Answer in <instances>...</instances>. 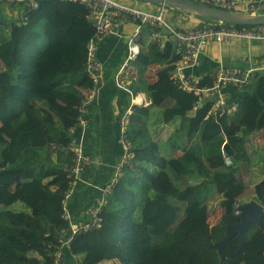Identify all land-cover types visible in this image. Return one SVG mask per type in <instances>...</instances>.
<instances>
[{
  "label": "trees",
  "instance_id": "16d2710c",
  "mask_svg": "<svg viewBox=\"0 0 264 264\" xmlns=\"http://www.w3.org/2000/svg\"><path fill=\"white\" fill-rule=\"evenodd\" d=\"M34 1L37 7L30 1L7 3L23 6V14L0 19V264H54L51 245L69 236L64 213L75 156L72 129L80 125L85 92L94 85L86 61L95 28L85 8L68 1ZM202 19L198 25L217 26V20ZM142 27L160 31L165 43L149 44L131 61L140 81L149 65L173 62L157 72L156 81L143 80L147 90L167 95L147 107L148 116L133 113L127 128L134 162L156 169L144 173L124 165L99 225L72 237L64 264L80 255L75 264L114 259L122 264H264V211L241 246L233 236L220 250L227 226L239 221L238 198L248 185L241 174L252 165L246 138L264 128V64L256 66L260 69L244 87L226 85L248 91L234 108L223 103L215 109L219 99L213 94L201 100L171 80L169 70L179 60L173 34ZM258 58L264 61V54ZM210 72L200 86L215 85ZM177 116L179 127L168 142L155 141L151 126ZM177 150L183 153L173 159ZM223 154L234 163L226 165ZM169 180L177 189L174 195L165 190ZM8 183L15 187L5 193ZM253 187L264 207V178ZM215 194L222 196L223 213L210 224L208 202ZM17 202L28 209L13 210Z\"/></svg>",
  "mask_w": 264,
  "mask_h": 264
},
{
  "label": "crops",
  "instance_id": "0c3cea01",
  "mask_svg": "<svg viewBox=\"0 0 264 264\" xmlns=\"http://www.w3.org/2000/svg\"><path fill=\"white\" fill-rule=\"evenodd\" d=\"M23 10V6H7V3L0 2V19L19 18L22 16ZM171 12L176 13L178 17L182 18L181 23L180 21L177 22V25H182L181 28L196 26L203 20L201 16L189 11L187 12V10L184 9L177 8L176 10H171ZM131 39L139 46L140 52L144 49H147L149 44L156 42L154 41L155 39H153L152 31L150 32L149 30H145L144 27H140V29L137 31V25L134 22H129L124 24L114 34L107 36L99 44L98 55L103 64V84L93 99L89 97L90 91L85 92L86 100L89 101L86 105V124L79 125L78 127L72 129V137L74 136L73 142L75 141L74 143L76 146L82 145L83 154L88 160L92 161L91 166H89L81 174L79 180H76V183L73 187V192L69 196L66 203L67 210L74 218L79 216L89 206L95 203L99 194L95 195L94 188L102 186L108 182L114 166L121 158L123 148L119 143L118 119L120 115L125 112L128 113L129 122L130 116L134 111L132 104L135 102L133 101L132 94H137V101L141 102L142 100L144 105V108L135 111V113H139L145 117L148 116L147 107H149L153 102H159L165 95H167V91L157 92L147 90L143 80L147 81V83L156 81L157 72L164 67L172 65V61L163 64L156 63L149 65L143 75L142 81H140L137 69L133 66L132 62H130L129 65H126V68L124 69L125 77L123 82L126 86L125 88L127 89L119 88L116 85L115 76L117 71L125 62L128 43ZM163 40L165 42L164 37ZM263 54V41H257L246 47L244 44L238 42H225L219 45L211 44L201 56L198 64L188 67V71L201 78L204 75L211 73L210 71H215V69H213V65L221 61L227 66L244 65L243 67L246 68L256 67L264 64V61L258 58ZM0 66L2 65L0 64ZM136 81H138V84ZM148 93L153 98L152 102H150ZM247 93V90L237 89L232 86L225 85L213 93L212 99H222V104L224 103V106L229 105V108H234L237 100ZM130 100L131 106H129ZM180 121L181 117L177 116L176 118L170 120L165 119V121H163V123L159 126H151L150 130L152 135L157 134V137L154 140L168 142L169 137H171L175 130L179 127ZM159 132H162L161 136H158ZM261 132H264V128L261 130ZM256 133L257 132H252L249 135V138H246L245 141V147L249 155L251 152L249 151V146L247 145L248 139H250L252 136L254 137ZM74 143L72 145H74ZM182 153V150H177L175 154H172L173 159H176ZM171 163L173 167L177 168V165L174 161ZM130 167L143 171L144 173H147L148 171L153 172L156 169L152 166L147 167L148 169H145V167L142 165H137L135 162L131 163ZM253 169H250L251 171L248 170L246 172H242L241 174L245 178V175L251 174ZM173 186V181L169 180L165 187L167 189V193L174 195L177 192L175 186V191L173 192L171 190ZM14 187V184L8 183L3 187V191L5 193L11 192L14 190ZM76 187L79 189L78 191H76ZM247 190L248 185L243 194L238 198V200L242 203L246 202V200L242 201L241 197L246 193ZM214 197L218 198L220 201L222 199V196L218 194H216ZM222 213L223 209L221 208L218 219L213 221L212 224H215L219 221ZM78 258L79 256L73 257L72 259L68 260L66 264H75Z\"/></svg>",
  "mask_w": 264,
  "mask_h": 264
},
{
  "label": "built area",
  "instance_id": "2783aa9c",
  "mask_svg": "<svg viewBox=\"0 0 264 264\" xmlns=\"http://www.w3.org/2000/svg\"><path fill=\"white\" fill-rule=\"evenodd\" d=\"M15 1H30L33 6L37 7L38 3L34 0H0V2L12 3ZM61 2H70L81 5L87 12V17L95 28V34L88 43V58L86 68L90 73V78L94 83L90 90L89 97L94 98L103 84L102 70L103 64L99 58V44L107 36L117 32L124 24L134 22L137 25V31L145 24L153 28L168 30L174 36L176 54L180 59L175 63V66L169 70L170 78L178 84L180 88L194 92L198 96L205 98L212 95L225 85H235L239 88L249 84L255 77L258 67L239 68L235 66H227L222 61L216 71L210 76L215 80L213 87H202L199 85L200 77L193 75L188 71V67L198 64L200 57L205 53L207 47L211 44H222L225 42L248 41L247 44L263 41L264 42V25L258 26H235L228 25L223 22H217L215 26L211 24L196 25L190 28L177 29L172 26L167 20L169 16L165 13L167 5L158 4V9H142L138 5L130 4L124 0H59ZM198 3L214 6L226 11L242 13L245 15H260L264 14V0H194ZM170 7V6H169ZM153 39L161 45L164 42L160 31L152 32ZM140 53L139 46L131 39L127 47V55L124 64L117 71L115 76L116 85L119 88H125L123 82L125 74L124 69L129 65L136 56ZM264 68V67H262ZM127 89V88H125ZM134 101V99H133ZM84 106L80 109L82 113L86 112L87 100L84 101ZM223 100L219 99L215 103V109L222 105ZM214 112V108L212 109ZM225 109H221L224 113ZM217 113V112H214ZM80 119V125L85 124V115ZM120 141L123 145V154L120 161L115 165L110 181L105 185L97 187L96 190L100 195L95 203L89 206L79 216L75 218L69 213L66 208L64 218L70 221L69 236L64 239H59L57 244H52L54 248L53 259L54 264H64L65 251L64 248L70 245L72 237L80 231L96 227L100 222V212L106 203L107 194L114 189L119 178L123 175V167L128 163L134 154L131 151V143L127 138L126 125L128 122V113L122 114L120 117ZM75 156L73 164L69 170V177L72 178L71 189L66 194L65 205L77 180V175L83 170L84 165L78 160L85 157L77 155V150H74ZM224 162L230 166L234 163L233 158L228 154H223Z\"/></svg>",
  "mask_w": 264,
  "mask_h": 264
},
{
  "label": "water",
  "instance_id": "95a60500",
  "mask_svg": "<svg viewBox=\"0 0 264 264\" xmlns=\"http://www.w3.org/2000/svg\"><path fill=\"white\" fill-rule=\"evenodd\" d=\"M139 2H148L154 4H165L170 7L180 8L187 11H191L204 18L214 19L219 22L233 25L242 26H255L264 25V14L261 15H245L242 13L226 11L214 6L198 3L193 0H135ZM263 205L255 200L251 199L248 202L242 203L237 207V217L239 221L233 225L227 226V233L220 243V250L228 243L233 237L239 240V246L245 240V233L248 231L251 225L259 226L263 215Z\"/></svg>",
  "mask_w": 264,
  "mask_h": 264
},
{
  "label": "rangeland",
  "instance_id": "374dc122",
  "mask_svg": "<svg viewBox=\"0 0 264 264\" xmlns=\"http://www.w3.org/2000/svg\"><path fill=\"white\" fill-rule=\"evenodd\" d=\"M42 1V0H41ZM130 4H134V5H138L140 8L142 9H150V8H154V9H158L159 6L158 4H153V3H148V2H139V1H135V0H124ZM176 10L177 8H173V7H169L167 6L165 8V13L166 15L169 16V19L167 20L171 25L175 26L176 24H178L177 22L182 21L181 17H178L176 15V13H172L171 10ZM193 13V12H191ZM172 15H174L176 18L174 19L171 18ZM248 41H243L244 46H248V45H252L253 43L247 44ZM239 43V42H238ZM219 64H215L213 65V69L218 68ZM230 67H232L231 65H229ZM89 102V101H88ZM87 102V103H88ZM86 112H84L83 114H85ZM86 124V122H84ZM88 123V122H87ZM263 129V128H262ZM261 129V130H262ZM164 130V128H163ZM261 130L257 131L256 135H254V137H250V139H248V146H249V151L251 152L250 156L252 159V165L250 167V169L252 170L253 168V172L251 174H246L245 175V179H246V183L248 184V190L246 191V193L241 197L242 201L248 202L251 199H255L258 201V199H256V197L254 196V192H253V186L258 183L259 181H261L264 178V163H263V152H264V132H261ZM162 132L158 133V136H161ZM164 134V132H163ZM154 135V134H153ZM256 136V137H255ZM74 137V136H73ZM73 137H72V144L75 142H73ZM154 139H156L157 134H155ZM249 138V137H248ZM71 149L74 152V150H77V155L82 156L86 158L81 160L79 159L78 161L80 163H82L84 165L83 170L77 175V179H80L81 174L89 167L91 166V162L90 160L87 159V157L83 154V147L82 145H77L74 143V145H71ZM75 154V152H74ZM76 155V154H75ZM250 170V171H251ZM177 181V180H176ZM175 181V183H176ZM100 187V186H99ZM165 190H167L165 188ZM173 192L175 191L174 186L171 189ZM216 195V194H215ZM214 197V196H213ZM211 200H209L210 202H208V211H209V223L212 224L213 221L217 220L219 215H220V200L218 198H213ZM13 210H20V209H28L26 207L25 204L21 203V202H17L12 206ZM79 259H82V256H79ZM100 264H122V261L119 260H105Z\"/></svg>",
  "mask_w": 264,
  "mask_h": 264
},
{
  "label": "clouds",
  "instance_id": "9594fccd",
  "mask_svg": "<svg viewBox=\"0 0 264 264\" xmlns=\"http://www.w3.org/2000/svg\"><path fill=\"white\" fill-rule=\"evenodd\" d=\"M194 1V0H193ZM154 4V3H153ZM168 6V5H167ZM174 8V7H173ZM189 12H191V11H189ZM261 15V14H260ZM226 24V23H225ZM228 25H232V24H228ZM261 25H263V24H261ZM236 26V25H235ZM241 27H242V25H240ZM249 26H251V25H249ZM255 26H258V25H255ZM155 41V40H154ZM158 44V43H157ZM138 56V55H137ZM136 56V57H137ZM201 58V57H200ZM179 59H180V57H179ZM179 61V60H178ZM177 61V62H178ZM176 63V62H175ZM175 63L173 64L174 66H175ZM215 72V71H214ZM201 80V79H200ZM196 94V93H195ZM133 95V99H134V103L132 104V108H134V111L132 112V114L133 113H135V111H137V110H139V109H142V108H144V105H143V101L141 100V102H138L137 101V94H132ZM132 95H131V97H132ZM200 97V96H199ZM200 99L201 100H203V99H205V98H202V97H200ZM129 106H131V100H130V103H129ZM125 113V112H124ZM124 113H122V114H124ZM122 114L120 115V117L122 116ZM120 117H119V119H120ZM118 119V122H119V143L122 145V143H121V141H120V120ZM128 124H129V122H127V125H126V127H125V129H126V134H127V138H128V140L130 141V143H131V140H130V138H129V136H128V131H127V128H128ZM122 148H123V145H122ZM122 154H123V152H122ZM134 154V153H133ZM134 158H135V154H134V157L128 162V163H126L127 165H130L131 163H133L134 162ZM117 164V163H116ZM245 203V202H244Z\"/></svg>",
  "mask_w": 264,
  "mask_h": 264
}]
</instances>
